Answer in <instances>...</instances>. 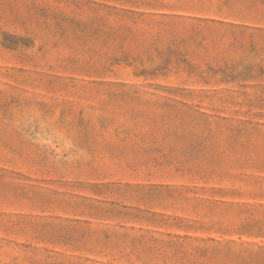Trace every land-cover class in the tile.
<instances>
[{"label": "rangeland", "instance_id": "1", "mask_svg": "<svg viewBox=\"0 0 264 264\" xmlns=\"http://www.w3.org/2000/svg\"><path fill=\"white\" fill-rule=\"evenodd\" d=\"M0 264H264V0H0Z\"/></svg>", "mask_w": 264, "mask_h": 264}]
</instances>
